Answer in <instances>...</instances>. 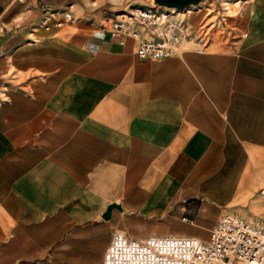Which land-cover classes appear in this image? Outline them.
<instances>
[{
  "label": "crops",
  "instance_id": "1",
  "mask_svg": "<svg viewBox=\"0 0 264 264\" xmlns=\"http://www.w3.org/2000/svg\"><path fill=\"white\" fill-rule=\"evenodd\" d=\"M147 1L0 0V264H103L114 232L208 239L181 220L199 216L201 225L203 197L219 201L233 186L237 202L215 203L220 215L253 213L250 197L264 186L256 190L264 179V0H232L238 12L204 49L158 60L109 33L112 16ZM222 1L191 0L183 10L197 12L188 14L197 28L205 5ZM68 9L71 22L41 28ZM238 162L235 178L229 165Z\"/></svg>",
  "mask_w": 264,
  "mask_h": 264
},
{
  "label": "built area",
  "instance_id": "2",
  "mask_svg": "<svg viewBox=\"0 0 264 264\" xmlns=\"http://www.w3.org/2000/svg\"><path fill=\"white\" fill-rule=\"evenodd\" d=\"M228 10L221 6L214 20L203 21L194 28L187 16L173 15L158 4L145 5L112 16L109 33L115 38H133L139 58L158 60L187 48L204 49L213 29L230 16L225 12ZM49 17L58 28L73 20L70 9L62 17ZM98 35L104 36L105 30L98 31ZM258 198L261 214L246 218L226 212L216 222L209 239L183 234L132 238L114 232L103 264H264V186L259 189Z\"/></svg>",
  "mask_w": 264,
  "mask_h": 264
},
{
  "label": "rangeland",
  "instance_id": "3",
  "mask_svg": "<svg viewBox=\"0 0 264 264\" xmlns=\"http://www.w3.org/2000/svg\"><path fill=\"white\" fill-rule=\"evenodd\" d=\"M147 2L151 6H153L155 4V2L154 3H150L149 0ZM225 2H227L228 4H226L224 6V3ZM233 2L234 1H232V0H223L221 2V4L218 5V6H215L213 4L212 5H210V4L205 5V7L203 8V11H202L203 16L206 17L207 14H209V13L210 14L206 17V19L204 21L209 22L211 20H214L215 19V15L217 13V10L221 6H223V8L224 7H228L229 8L228 11H225L226 14H228V15L236 14L238 12V9H239V3L233 4ZM171 9H173V10H170L171 13H174L173 15H176L177 13H180L181 14L180 16H187L188 17V14H189L190 18H192L195 14H197V12H195L194 9H187V10H178V9H174V8H171ZM184 13H186V15H184ZM8 16H9V14H4V15H2V18L4 19V21L6 23L10 24L11 21H10V18H8ZM41 28L44 29L43 25L41 26ZM6 96H7L6 100L2 101V103H7V100H8V97H9V92L8 91L7 92H3L1 94V97L3 99ZM245 155H246L245 151L242 150L243 160H245V157H246ZM226 159H227V148L224 149L223 157H222L221 160L226 161ZM224 165L225 164H219L218 166H224ZM229 166L231 167L230 168L231 169V172H232V174H234L235 178H239L240 175H241V172L243 170L244 163H239L238 162L237 164H233V165H229ZM263 168H264V164L262 166V170H263ZM263 184H264V179H262L260 182H258V185L256 187V190L259 189ZM195 187L196 186H193V192L199 194V190H197ZM236 188H237L236 186H233L232 189H229L225 193L219 195L218 196L219 199H220L219 201H209L207 199L208 197H203L204 198V203H203V206L200 209V212H201L202 209H205V210H207L208 215L203 218L201 225L198 224V222H199V216L197 217V219L194 222L188 223V222L182 221V220H181V222L189 225L192 228H196L197 230H192V231H194V233L200 234L201 233V230H202L203 232H207L210 235L211 234V230L214 228L216 222L218 221V219L221 216L220 214L223 212L220 209V207L217 206L215 203H218L219 205H221V204L232 205L235 202H237L231 196V193H232L231 191L232 190H235ZM248 200H249L248 194L245 195V196H242V197H240L238 199V201L243 202V203H247ZM250 202L251 203L253 202L252 205H251V208H252L251 210L253 212L251 214V216H247V212L242 211V208L235 209V207H234L232 209H235V210H233L234 212H237V213H239L241 215H244V217H246V218H251V217H254L255 215L261 214L263 209H262V206L260 204L259 198L256 199V196L255 195L254 196L252 195L250 197L249 204H250ZM249 206H247L246 209H249ZM236 207H238V206H236ZM232 209H231V211H232ZM241 211H242V213H241ZM200 212H199V215H200ZM175 229L180 230V226H177L176 227V225H174V227L172 228V230H175ZM182 231L188 233V230H186V229H183ZM209 238H210V236H209Z\"/></svg>",
  "mask_w": 264,
  "mask_h": 264
},
{
  "label": "water",
  "instance_id": "4",
  "mask_svg": "<svg viewBox=\"0 0 264 264\" xmlns=\"http://www.w3.org/2000/svg\"><path fill=\"white\" fill-rule=\"evenodd\" d=\"M159 6H164L168 8H176L178 10H183L187 7L191 0H154ZM109 215V213L107 214Z\"/></svg>",
  "mask_w": 264,
  "mask_h": 264
},
{
  "label": "bare ground",
  "instance_id": "5",
  "mask_svg": "<svg viewBox=\"0 0 264 264\" xmlns=\"http://www.w3.org/2000/svg\"><path fill=\"white\" fill-rule=\"evenodd\" d=\"M20 3H23V2H25L26 0H18ZM53 19L51 18V17H48L47 19H44L43 20V27H44V29H46V30H50L51 29V25L53 24ZM51 22H52V24H51ZM213 230V229H212ZM212 230H211V233H212ZM210 237H211V234H210Z\"/></svg>",
  "mask_w": 264,
  "mask_h": 264
}]
</instances>
